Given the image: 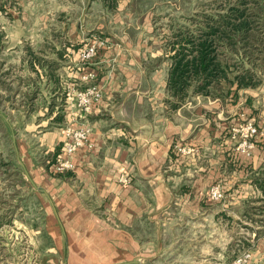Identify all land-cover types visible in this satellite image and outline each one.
I'll list each match as a JSON object with an SVG mask.
<instances>
[{"label":"crops","instance_id":"1","mask_svg":"<svg viewBox=\"0 0 264 264\" xmlns=\"http://www.w3.org/2000/svg\"><path fill=\"white\" fill-rule=\"evenodd\" d=\"M52 1L62 4L51 13L63 16V30H84L92 8L93 15L114 14L120 36L109 34L111 47L92 61L103 90L90 113L78 108L71 88L79 81L78 71L57 72L53 90L42 91L43 104L28 131L44 151V160L31 152L30 141L14 136L17 156L39 188L36 193L65 206L72 238H109L118 264H164L174 258L185 264L180 257L190 254L188 249L211 255L219 215L228 222L247 220L249 205H264V194L254 183L264 170V129L253 148L241 152L232 136L240 122L232 108L229 113L216 102L201 106L169 97V69L160 64L164 58L157 43L143 35L151 27L145 18L140 20L143 10L134 8L135 0H115L112 8L106 0ZM72 16H78L74 22ZM92 29L109 25L100 24L98 17ZM63 79L70 83L61 84ZM82 126L89 128L91 146L77 152L72 171L56 172L65 129ZM215 184L225 193L222 201L209 196ZM101 260L94 253L88 261Z\"/></svg>","mask_w":264,"mask_h":264},{"label":"rangeland","instance_id":"2","mask_svg":"<svg viewBox=\"0 0 264 264\" xmlns=\"http://www.w3.org/2000/svg\"><path fill=\"white\" fill-rule=\"evenodd\" d=\"M106 2L110 8L115 4V0ZM59 5L61 2L56 4L52 0H0L3 9L0 11V116L4 115L10 122L17 139L30 141L31 152L39 159H43L44 151L34 142L28 131L34 128L28 123L33 121L43 104L42 91L53 90L57 72L66 75L76 71L79 81L73 82L72 90H103L97 81L98 71L92 64L100 51L111 47L109 34L120 36L115 32L117 20L114 14L93 15L92 8L85 17L88 24L84 30H63L60 24L65 22L63 16L51 13V8ZM233 5L243 9L247 16L248 37L242 47L246 57L228 59L230 53L227 51L220 56L224 66H229L225 70L228 80L212 83L208 96L194 93L189 87L188 94L179 99L169 88L168 81L165 89L174 101L201 106L216 102L229 113L232 108L234 117L240 120L232 129L238 144L242 142V127L248 122L259 131L264 129V0H135L133 4L134 8L143 10L139 12L140 20L145 18L147 26L151 27V32L146 30L143 35L152 37L157 43L156 49L164 58L160 64L164 63V70L169 69V75L175 53L172 47L187 33L191 37L200 35L207 29L205 22L212 16L217 18V14L226 13ZM76 17L72 16L73 22ZM98 17L99 23L106 22L109 29H92V22ZM104 17L106 20L102 21ZM93 46L95 54L87 58L86 49ZM237 72H245L248 76L245 79L248 86L239 90L230 84ZM60 83L70 82L63 79ZM230 90L231 94L226 96ZM25 114H28L26 121L23 120ZM8 135L0 119V264H90L88 260L94 253L104 260L96 264H118L120 257L113 256L115 250L109 238L82 235L76 239L69 236L65 206L55 204V201L53 204V199L36 193L25 165L18 160L22 161L20 154L19 157L17 153L12 154ZM16 150H19L18 145ZM182 152L192 151L182 148ZM14 160L20 169L16 168ZM215 187L222 190L219 184L210 190ZM224 198L225 193L217 201ZM260 208L264 205H249L245 209L252 210L249 220L241 218L228 222L219 215L221 225L217 223L216 226L217 234L213 240L216 248L212 249V254L208 251L194 253L188 249L191 253L180 258L188 262L185 264H264V213L258 212ZM253 233L256 236H252ZM174 259L175 262L170 259L164 264H179L177 258Z\"/></svg>","mask_w":264,"mask_h":264},{"label":"trees","instance_id":"3","mask_svg":"<svg viewBox=\"0 0 264 264\" xmlns=\"http://www.w3.org/2000/svg\"><path fill=\"white\" fill-rule=\"evenodd\" d=\"M2 10L0 6V11ZM217 15H219L217 18L212 16V19L205 22L207 29L200 35L191 37L187 33L183 42L172 47L175 53L172 56L173 64L168 85L179 99H183L188 94L189 87L194 89V93L208 96L212 83L216 84L222 79L228 80L225 70L229 66L225 67L224 60L220 58L226 51L230 53L228 59H235L237 56L246 57L242 50L243 43L248 37L246 34L248 19L244 10L233 5L226 13ZM247 77L245 72H237L234 75V81H230V84L236 85V90L247 87L248 84L245 81ZM229 94L231 90L226 96ZM4 118H6L4 115L0 116L6 126L12 154L15 156L17 148V142L13 141L15 131ZM15 160L13 162L16 168L20 169V165ZM261 175L255 178L254 183L264 194V170ZM258 212L263 214L264 208H260Z\"/></svg>","mask_w":264,"mask_h":264},{"label":"built area","instance_id":"4","mask_svg":"<svg viewBox=\"0 0 264 264\" xmlns=\"http://www.w3.org/2000/svg\"><path fill=\"white\" fill-rule=\"evenodd\" d=\"M95 46L86 49L87 58L95 54ZM76 105L84 114L90 113L102 98L100 90H76ZM260 131L251 122L242 127V142L238 144V150L248 153L254 146L253 138L259 135ZM89 128L86 126L65 129V141L61 152L58 155L54 169L56 172L63 173L74 169L73 158L81 148L90 147ZM129 178H124L123 183L129 184ZM224 192L218 188H212L209 196L213 200H221Z\"/></svg>","mask_w":264,"mask_h":264},{"label":"water","instance_id":"5","mask_svg":"<svg viewBox=\"0 0 264 264\" xmlns=\"http://www.w3.org/2000/svg\"><path fill=\"white\" fill-rule=\"evenodd\" d=\"M5 119V121L6 122H8L9 123V121L6 119V118H4ZM13 141L15 142V137L13 138ZM17 149V148H16ZM17 154H18V150H17ZM18 160H19V162L22 164V165H24L23 164V162L20 160V158H18ZM26 174H27V172H26ZM28 175V174H27ZM30 181H31V184H32V186L36 189V190H39V188H38V186L30 179Z\"/></svg>","mask_w":264,"mask_h":264}]
</instances>
